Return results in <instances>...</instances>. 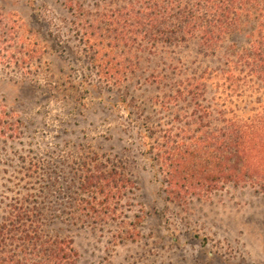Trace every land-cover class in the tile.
<instances>
[{
    "label": "rangeland",
    "instance_id": "1",
    "mask_svg": "<svg viewBox=\"0 0 264 264\" xmlns=\"http://www.w3.org/2000/svg\"><path fill=\"white\" fill-rule=\"evenodd\" d=\"M79 2L86 22L104 12L101 0ZM68 6L0 0V22L17 23L39 55L30 70L11 63L12 47L0 58V112L12 131L0 136V217L15 199L38 197L43 187L48 213L63 222L47 228L72 240L76 264H264V188L227 185L202 198L173 199L138 145L139 133L159 139L174 115L190 110L174 102L177 91L204 72L219 75L225 58L245 47L249 24L212 53L196 40L112 45L104 59L120 63L116 85L97 69L94 48L78 33L82 17ZM93 157L123 167L134 182L119 208L124 227L86 219L64 226L71 211L66 187L82 160Z\"/></svg>",
    "mask_w": 264,
    "mask_h": 264
},
{
    "label": "trees",
    "instance_id": "2",
    "mask_svg": "<svg viewBox=\"0 0 264 264\" xmlns=\"http://www.w3.org/2000/svg\"><path fill=\"white\" fill-rule=\"evenodd\" d=\"M79 1L68 0V7L82 17L77 24L80 38L94 48L99 72L116 85L123 80L120 63L109 54L104 59L112 45L196 40L212 53L241 25L249 24L245 47L225 58L219 75L204 72L188 82L189 90L177 91L174 102H186L190 110L174 115L160 140L153 131L139 133L138 145L173 199L202 198L227 185L264 188V0H101L104 12L92 22L84 21ZM6 25L1 20L6 32L0 38V58L12 47L11 63L30 70L38 50L29 47L30 39L20 34L17 23ZM209 85L214 90H199ZM7 126L9 116L0 112L4 138L12 135ZM55 181L48 185L56 187ZM133 188L123 167L109 168L95 157L82 160L66 187L71 211L64 226L85 219L126 226L119 208ZM37 195L26 193L5 206L0 264H76L72 240L47 228L63 222L48 213L45 189H38Z\"/></svg>",
    "mask_w": 264,
    "mask_h": 264
}]
</instances>
